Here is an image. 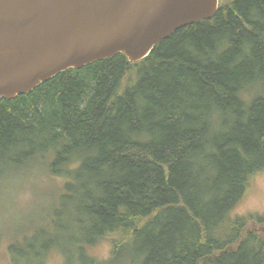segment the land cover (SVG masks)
<instances>
[{
    "label": "trees",
    "instance_id": "trees-1",
    "mask_svg": "<svg viewBox=\"0 0 264 264\" xmlns=\"http://www.w3.org/2000/svg\"><path fill=\"white\" fill-rule=\"evenodd\" d=\"M224 3L140 62L0 102V179L46 164L67 180L46 251L12 238L15 262L264 264V224L236 214L264 174V0Z\"/></svg>",
    "mask_w": 264,
    "mask_h": 264
},
{
    "label": "water",
    "instance_id": "water-1",
    "mask_svg": "<svg viewBox=\"0 0 264 264\" xmlns=\"http://www.w3.org/2000/svg\"><path fill=\"white\" fill-rule=\"evenodd\" d=\"M219 0H0V101L122 54L132 63Z\"/></svg>",
    "mask_w": 264,
    "mask_h": 264
},
{
    "label": "rangeland",
    "instance_id": "rangeland-1",
    "mask_svg": "<svg viewBox=\"0 0 264 264\" xmlns=\"http://www.w3.org/2000/svg\"><path fill=\"white\" fill-rule=\"evenodd\" d=\"M224 5L233 0H224ZM48 174L51 177H48ZM10 178V177H9ZM0 179V264H8L12 238L24 247L31 243L35 251H46L42 247L49 245L50 225L59 213L56 214L58 204L64 201L66 193V179L54 178L46 164H38L28 170L16 171L13 177ZM59 199V200H58ZM236 214L246 217V225L251 220L264 224V174L251 181L249 192L236 209ZM59 221V219H58ZM60 223V222H59ZM254 230L264 235V226L258 225ZM40 234V235H37ZM42 234V235H41ZM37 236L36 245H33ZM99 256L107 258L110 247L101 245L96 250ZM8 253V254H7ZM31 252L23 258L14 261L16 264H40L36 260H28ZM48 256V254H47ZM46 256V257H47ZM61 258L59 260H55ZM51 264H60L62 254L52 253ZM10 264H13L9 261Z\"/></svg>",
    "mask_w": 264,
    "mask_h": 264
}]
</instances>
